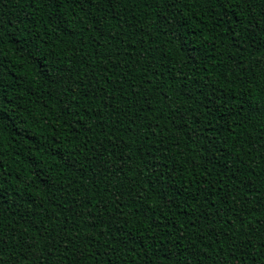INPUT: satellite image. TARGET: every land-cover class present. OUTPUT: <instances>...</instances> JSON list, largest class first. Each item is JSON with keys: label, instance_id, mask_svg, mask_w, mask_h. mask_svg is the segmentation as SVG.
Masks as SVG:
<instances>
[{"label": "trees", "instance_id": "1", "mask_svg": "<svg viewBox=\"0 0 264 264\" xmlns=\"http://www.w3.org/2000/svg\"><path fill=\"white\" fill-rule=\"evenodd\" d=\"M0 264H264V0H0Z\"/></svg>", "mask_w": 264, "mask_h": 264}]
</instances>
